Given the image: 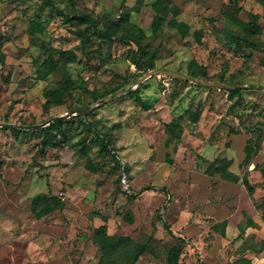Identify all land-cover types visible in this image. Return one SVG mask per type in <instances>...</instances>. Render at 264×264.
<instances>
[{
    "label": "rangeland",
    "instance_id": "obj_1",
    "mask_svg": "<svg viewBox=\"0 0 264 264\" xmlns=\"http://www.w3.org/2000/svg\"><path fill=\"white\" fill-rule=\"evenodd\" d=\"M154 1L0 0V49L6 55L0 124L32 126L67 115L56 128V146L45 149L44 135L35 129L0 127V264H97L94 234L101 225L111 235L149 242L136 264H166L180 237V264H235L243 257L264 264V250L254 251L264 242V0H165L188 29L169 26L171 12L158 34L151 29ZM123 12L145 31L154 69L147 71L149 61L136 63L135 44L118 34L99 37L92 24L75 19L88 14L103 29ZM251 13L260 15V49L245 59L227 45L230 34H240L228 14L249 21ZM46 48L57 59L62 51L76 55L67 64L73 87L60 103H48L45 95L61 80L58 72H42ZM194 71L199 78L191 77ZM222 83L247 87L233 94L234 87ZM140 99L153 108L145 109ZM195 111L197 122L189 119ZM78 112L91 114L73 118ZM177 119L180 139H172L165 124ZM104 133L111 134L112 152L102 147ZM248 144L256 151L244 164ZM216 158L229 161L240 181L206 174ZM39 194L62 198L64 209L37 216L32 203ZM246 213L259 228L240 235Z\"/></svg>",
    "mask_w": 264,
    "mask_h": 264
},
{
    "label": "trees",
    "instance_id": "obj_2",
    "mask_svg": "<svg viewBox=\"0 0 264 264\" xmlns=\"http://www.w3.org/2000/svg\"><path fill=\"white\" fill-rule=\"evenodd\" d=\"M46 2H50L52 0H45ZM236 3V2H235ZM152 9L155 11L156 16L152 23V33L158 34L162 28L164 27L167 17L170 15L171 12L174 14V18L168 22V25L174 28H177L182 31H186L188 29V25L184 22L177 20L178 16V9L176 7H172L169 9L168 4L165 0H155L151 4ZM138 10V8H135ZM251 20L245 21L242 20L233 14H228V20L234 22V24L239 28L240 34H230L227 45L231 47L236 56L243 57L245 59H251L254 55V52L260 49L259 42L257 41V35L261 32V27L259 25V14H250ZM79 25L83 24H92L93 31L99 37H103L104 39L111 40L115 34L121 39L126 40L127 43H133L137 46V49H131L132 57L136 61V63L140 62L141 60H146L148 62L147 71L154 69L155 64L152 60L147 59V55L150 54L152 51L148 50L146 45L144 44V40L146 38L145 31L143 28L138 26L137 24L133 23L130 20V15L126 12H123L121 19L118 22H115L111 19L106 20L105 28H98L97 27V20L92 18L88 14H84L75 18ZM73 20V18H72ZM41 23H34L35 27H41ZM82 31V30H80ZM85 38H88V34H85L83 31L81 32ZM196 37L199 42H202V31H196ZM46 58L42 67V72L47 75L52 72H58L61 74V80L59 86L51 87L45 91V95L48 98V103L50 99H54L56 103H60L62 97L65 93H67L73 87V79L71 77V73L67 68V64L72 62L76 59V55L74 52H61V59H57L55 56L54 49H47L45 51ZM6 55L0 49V64L5 63ZM62 60V62H61ZM223 71L225 72L229 67V62H223ZM200 72L194 71L191 73V77L199 78ZM206 72H203V76H206ZM223 80V79H222ZM141 87V86H140ZM138 87L136 90H131L126 94H134L138 92ZM118 90H114L112 92H107L102 95L95 97V100H99L109 94L117 92ZM241 89L233 88L231 92L233 94L241 93ZM140 104L145 107V109L150 110L153 108V103L148 101L139 100ZM91 113H83L78 112L76 115L72 116L73 118H82L83 116H87ZM199 112L195 111L190 116V120L193 122H197L199 120ZM67 122V118L61 119L59 121L52 122L51 124L41 127L35 130H31L32 132H40L44 135L43 142H42V149H45L49 146H56V128L57 126H62ZM166 130L171 135L172 139H180L179 129L181 128V120L177 119L173 122L166 123ZM5 129V128H3ZM30 131V130H25ZM109 133L101 134L99 139L102 144L104 150L108 152L111 151V139ZM252 142V139L250 140ZM256 151V144L251 145L248 144L245 148L246 157L243 160L244 164H248L251 156ZM115 157L116 155L113 154ZM206 174L213 176L215 174H221L223 179L237 183L240 181V177L238 174L232 172L230 170V162L224 159L216 158L214 159L210 166L206 169ZM263 178H264V169L262 170ZM264 183V180H263ZM243 184L245 185L248 194L252 195L254 193V186L249 182L247 178L243 179ZM33 211L37 216H44L47 215L55 210H63L64 209V202L62 198L55 196L49 197L45 194H39L34 197L33 199ZM257 208L262 207L260 204H256ZM246 221L243 225L240 226V235H243L248 228H259V224L250 217L247 213L245 214ZM264 220V214H263ZM171 234L172 231L168 226H165ZM151 239L153 237L151 236ZM181 242L185 240V238L180 237ZM94 240L96 241L100 256L99 261L97 264H136L139 258L144 255L150 248L149 242H139L131 238L130 236H117L111 235L107 231L106 225H101L100 227L96 228L94 234ZM180 243L168 251L167 256V263L166 264H180V256L183 250V244ZM255 252L261 253L264 250V242L261 243L260 248H254ZM235 264H253L252 260L246 257H243L235 262Z\"/></svg>",
    "mask_w": 264,
    "mask_h": 264
},
{
    "label": "water",
    "instance_id": "obj_3",
    "mask_svg": "<svg viewBox=\"0 0 264 264\" xmlns=\"http://www.w3.org/2000/svg\"><path fill=\"white\" fill-rule=\"evenodd\" d=\"M157 72H158L157 70H154V71L149 72L146 76H144L143 78H141L136 84H137V85L141 84V83L144 82L148 77L152 76L153 74H156ZM168 73H171V74H173V75H175V76H181V77L185 78L186 80H190V81L195 82V83L207 84V83H204V82H200V81H198V80H196V79H192V78L184 77V76L179 75V74H174V73H172V72H168ZM214 84H216V83H214ZM222 84L230 85V86H233L234 88H241V87H242V88H246V87H247L246 85H239V84H228V83H222ZM253 87H255V88H263L262 86H253ZM128 90H129V89H128ZM123 92H124V91H122V92H118V93H116L114 96H110V97H108V98H104V99L100 100V102L97 103L96 105L89 107L87 110H88V111H92V110H94L95 108H97V107L101 106L102 104H104L105 102H107V101L113 99L114 97H116V96L122 94ZM74 113H75V112H74ZM66 117H67V115L58 116V117L53 118V119H51V120H49V121H47V122H45V123H43V124H37V125H32V126H28V125H18V124H11V123H5V124H0V127H6V128L9 127V128H11V127L17 126V127H20V128H23V129H29V130H31V129H38V128H41V127H45V126L51 124L52 122H55V121H59V120H61V119H64V118H66Z\"/></svg>",
    "mask_w": 264,
    "mask_h": 264
},
{
    "label": "built area",
    "instance_id": "obj_4",
    "mask_svg": "<svg viewBox=\"0 0 264 264\" xmlns=\"http://www.w3.org/2000/svg\"><path fill=\"white\" fill-rule=\"evenodd\" d=\"M125 181V180H124Z\"/></svg>",
    "mask_w": 264,
    "mask_h": 264
}]
</instances>
